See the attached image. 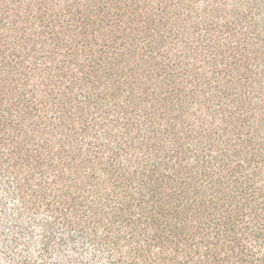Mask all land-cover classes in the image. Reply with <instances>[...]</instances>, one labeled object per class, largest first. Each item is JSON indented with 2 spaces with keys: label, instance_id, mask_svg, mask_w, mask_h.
<instances>
[{
  "label": "trees",
  "instance_id": "trees-1",
  "mask_svg": "<svg viewBox=\"0 0 264 264\" xmlns=\"http://www.w3.org/2000/svg\"><path fill=\"white\" fill-rule=\"evenodd\" d=\"M0 264H264V0H0Z\"/></svg>",
  "mask_w": 264,
  "mask_h": 264
}]
</instances>
